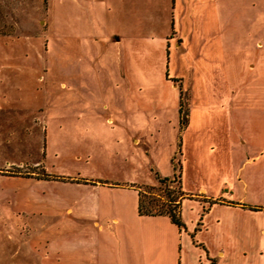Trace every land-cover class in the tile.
I'll return each instance as SVG.
<instances>
[{
	"label": "rangeland",
	"instance_id": "rangeland-1",
	"mask_svg": "<svg viewBox=\"0 0 264 264\" xmlns=\"http://www.w3.org/2000/svg\"><path fill=\"white\" fill-rule=\"evenodd\" d=\"M63 2L0 0V52L3 42L22 51L20 65L0 60V71L6 64L32 79L22 86L29 79L19 74L0 93V247L15 229L1 211L9 195L60 194L58 183L83 178L150 184L162 193L157 174L175 176L171 188H177L180 100L188 109L190 100L211 104L187 134L194 146L183 174L192 188L202 182L214 189L226 165L227 99L236 93L264 102V0H176L168 54L145 38L110 40L112 29L132 34L136 28L98 4L68 11L65 34ZM15 83L22 85L12 88ZM258 148L249 145V153ZM253 166L243 170L248 185L234 188L235 195L243 190V200L264 199V175L255 177ZM19 172L47 178L30 185L12 177Z\"/></svg>",
	"mask_w": 264,
	"mask_h": 264
},
{
	"label": "crops",
	"instance_id": "crops-1",
	"mask_svg": "<svg viewBox=\"0 0 264 264\" xmlns=\"http://www.w3.org/2000/svg\"><path fill=\"white\" fill-rule=\"evenodd\" d=\"M85 4L102 5L113 15L121 12L125 22L132 19L134 33L112 29L110 40L119 42L127 36L145 38L156 42L161 52L169 53L168 39L176 30V0H64L65 34H69L66 13H72L77 5L81 13ZM3 44L6 51L0 52V60L10 59L20 65L17 61L22 58V51L8 50ZM4 65L0 71V93H7L8 82L22 74ZM22 75L29 83H15L12 88L31 84L30 76ZM236 88L230 86L233 93ZM237 96L236 93L229 96L225 105L226 165L214 189L202 182L192 188L184 179L187 153L194 146L187 141V134L192 124L209 115L211 105L209 100L188 102L180 142L182 226L165 214H139L137 190L131 183H103L93 178L66 180L57 184L63 189L60 194L31 193L9 195L5 199L7 205L1 211L15 222V229L14 233L7 231L8 243L0 247V264H264V199L243 200V190L234 194L237 184L242 188L248 185L243 172L248 164L254 165L255 177L264 175V102ZM200 139L199 134L196 143L200 144ZM253 143L259 148L249 153V145ZM217 149V144L210 141L209 152ZM42 167L46 171L45 165ZM12 177L24 183L30 181V185L47 178L44 174L20 172ZM129 189L136 194L126 195ZM8 225L12 228L11 221Z\"/></svg>",
	"mask_w": 264,
	"mask_h": 264
},
{
	"label": "trees",
	"instance_id": "trees-1",
	"mask_svg": "<svg viewBox=\"0 0 264 264\" xmlns=\"http://www.w3.org/2000/svg\"><path fill=\"white\" fill-rule=\"evenodd\" d=\"M188 115V108L183 101L180 100L179 105V121L182 128L186 124ZM47 177V173L44 174ZM158 183L163 186V192L158 193L153 190L154 185L148 184H135L131 185L137 190V211L139 214H165L172 222L178 226H182L183 222L180 214V199L183 196L181 189L179 173L177 174V188H171V183L175 179V176H160L156 175ZM83 181H89L90 179H82ZM91 181V180H90ZM99 181V180H98ZM100 182L107 183L110 181L100 180ZM246 206L256 209L257 206Z\"/></svg>",
	"mask_w": 264,
	"mask_h": 264
}]
</instances>
